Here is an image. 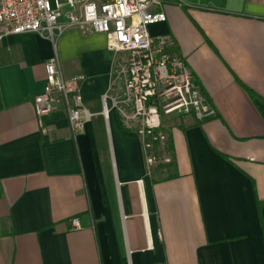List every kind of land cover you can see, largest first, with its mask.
Returning <instances> with one entry per match:
<instances>
[{
    "label": "crops",
    "instance_id": "0c3cea01",
    "mask_svg": "<svg viewBox=\"0 0 264 264\" xmlns=\"http://www.w3.org/2000/svg\"><path fill=\"white\" fill-rule=\"evenodd\" d=\"M156 10L167 21L150 34L172 37L216 110L163 125L173 152L158 167L114 104L124 85L104 34L0 41V264H264V0ZM55 55L80 78L81 130L63 106L36 116Z\"/></svg>",
    "mask_w": 264,
    "mask_h": 264
},
{
    "label": "built area",
    "instance_id": "2783aa9c",
    "mask_svg": "<svg viewBox=\"0 0 264 264\" xmlns=\"http://www.w3.org/2000/svg\"><path fill=\"white\" fill-rule=\"evenodd\" d=\"M163 2L0 0V41L11 35L36 33L55 42L73 28L104 34L107 50L118 58L115 74L124 85V97L114 104L118 109L131 107V116L126 118L140 125L145 139L152 137L158 142L161 154L167 140L160 132L166 116L190 115L199 121L216 116L188 63L176 52L172 37L150 34L152 25L167 21L166 13L156 10ZM45 70L46 87L33 102L40 125L45 116L63 106L72 129H83L87 112L78 88L80 78H66L57 55L46 63ZM145 146L147 151L153 148L150 141H145ZM169 157L163 152L161 158L169 162ZM155 162V157L148 156L149 164ZM71 224L73 230L82 229L78 218Z\"/></svg>",
    "mask_w": 264,
    "mask_h": 264
},
{
    "label": "trees",
    "instance_id": "16d2710c",
    "mask_svg": "<svg viewBox=\"0 0 264 264\" xmlns=\"http://www.w3.org/2000/svg\"><path fill=\"white\" fill-rule=\"evenodd\" d=\"M160 132H162L163 134H165L166 137H167V140L165 141L164 150L161 152V154L158 152L159 144H158L157 141H154L152 139V137L145 139L146 142L150 141V143L153 145V148L151 150H148V154H149L148 156L149 157H155V159H157L159 157V155L160 156H163V152L164 153H169V155H171L172 152H173V143H172L171 138L168 136V134L166 133V131H164L163 128L160 130ZM157 133H159V131H157L156 134ZM152 154H154V155H152ZM162 159L163 158H161L160 160H162ZM175 176H176L175 174L174 175H171L170 178H173ZM260 205H261V203H260Z\"/></svg>",
    "mask_w": 264,
    "mask_h": 264
},
{
    "label": "rangeland",
    "instance_id": "374dc122",
    "mask_svg": "<svg viewBox=\"0 0 264 264\" xmlns=\"http://www.w3.org/2000/svg\"><path fill=\"white\" fill-rule=\"evenodd\" d=\"M179 116H185V115H170V116H166L165 119L167 123H164V125H166V129L168 128V126H170L172 123L175 122V120H177L179 118ZM178 121V120H177ZM154 155V154H152ZM162 156L159 155V157L156 159V162L154 163L156 167L158 166H163L165 164H169L168 162H164L161 159ZM170 160H171V157H170ZM171 162V161H170ZM155 167V168H156Z\"/></svg>",
    "mask_w": 264,
    "mask_h": 264
}]
</instances>
